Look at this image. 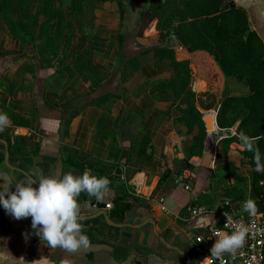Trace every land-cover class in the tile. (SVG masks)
<instances>
[{
    "label": "crops",
    "instance_id": "1",
    "mask_svg": "<svg viewBox=\"0 0 264 264\" xmlns=\"http://www.w3.org/2000/svg\"><path fill=\"white\" fill-rule=\"evenodd\" d=\"M118 1L89 4L82 21L75 17L69 23L72 41L50 47L55 28L48 17L41 15L36 26L31 21L44 0H8L5 12L0 0V113L9 121L0 131V182L78 174L82 164L105 173L110 189L102 200L78 202L89 246L76 252L48 247L32 229L31 217L16 220L0 207V264H33L41 257L52 264H209L195 245L220 226L222 199L233 188L234 195H243L231 197L239 204L256 198L243 145L224 136L236 126L222 129L217 123L222 94L217 79L199 74L188 49L174 39L161 52L167 41L155 21L142 35L137 25L124 28ZM231 1L245 9L264 44V0ZM11 23L35 30L34 40L23 42ZM123 31L128 35L120 50L117 37ZM92 46L91 65L82 69V52ZM172 58L190 61L188 92L180 98L159 87L175 74ZM226 82L231 96L250 92L234 76ZM188 103L195 104L206 127L202 155L191 154L198 125L189 128L181 119ZM13 114L21 117L18 125ZM17 135L25 137L24 144L16 142ZM145 137L149 160L140 151ZM128 144L122 181L133 187V205L124 218L109 217L113 176Z\"/></svg>",
    "mask_w": 264,
    "mask_h": 264
},
{
    "label": "trees",
    "instance_id": "2",
    "mask_svg": "<svg viewBox=\"0 0 264 264\" xmlns=\"http://www.w3.org/2000/svg\"><path fill=\"white\" fill-rule=\"evenodd\" d=\"M8 0H1L2 10L6 11ZM112 0H44L38 3V12L31 19L34 26L37 25L41 15L48 17L55 31L50 32L47 45L61 47V40L71 42L74 38L69 26L70 21L76 17L82 21L85 18L86 8L93 2H108ZM136 0H119L118 7L121 21L127 20V7ZM145 7L139 13L137 23V34L142 35L143 30L156 21V29L160 37L167 41V48L161 52L168 51L170 41L174 39L177 44L186 47L191 54V60L196 63L198 73L213 76L217 79L222 94L220 97V109L217 115V123L222 129H230L234 126L237 136L228 135V142L238 141L237 137L241 131L251 137L254 147L264 153V44L258 34L251 28L245 9L236 6L231 0H140ZM12 31H16L19 38L24 42L34 40L35 30L24 31L11 23ZM124 27V25L122 24ZM15 28V29H14ZM127 32H121L117 39L120 50L123 47ZM91 38L84 35L83 39ZM95 38H92L94 40ZM59 41L58 45L55 43ZM67 45V44H66ZM70 45V44H69ZM95 45V44H94ZM68 47V45H67ZM82 52V69H88L90 64L91 49ZM56 54V52L54 53ZM88 57V58H87ZM175 74L171 80L162 83L159 87L171 89L174 96L180 98L188 92L191 80L190 61H177L171 59ZM97 72L95 69L91 70ZM234 76L249 88L248 95L231 96L229 94L226 77ZM244 110L247 113L240 119ZM21 117L13 114L14 124L18 125ZM133 116L128 115L127 120L132 121ZM181 119L186 121L189 128L198 125L199 133L194 139L191 147L192 155H202L206 127L200 112L195 104L188 103L186 109L182 110ZM240 119V122H238ZM120 126H124L123 119ZM68 122V121H67ZM25 124V123H24ZM16 142L24 144L25 137L17 135ZM149 139L143 138L140 151L145 160L151 159L146 154ZM143 152V153H142ZM244 155L253 170L252 192L255 209L264 215V173L254 171L253 153L246 151ZM189 168L191 165L186 163ZM77 168L81 173L90 169V173L98 177L106 178V174L92 166L79 164ZM165 178L171 174L167 170ZM107 179V178H106ZM115 198L109 212V217L124 218L131 209L133 187L125 181L113 182ZM234 188L227 194L228 197H243L234 195ZM233 194V195H232ZM90 196L81 192L77 202L87 200Z\"/></svg>",
    "mask_w": 264,
    "mask_h": 264
},
{
    "label": "clouds",
    "instance_id": "3",
    "mask_svg": "<svg viewBox=\"0 0 264 264\" xmlns=\"http://www.w3.org/2000/svg\"><path fill=\"white\" fill-rule=\"evenodd\" d=\"M8 117L0 113V131L8 125ZM246 151L253 153L254 171L264 173V153L254 147L255 141L241 131L237 137ZM0 182V207L12 218L31 217V227L41 241L52 249L76 252L88 247V238L82 232L80 205L77 197L86 192L96 200H102L108 188V179L98 177L84 170L82 173L41 175L38 179L26 178L22 181ZM227 203V201H225ZM243 210L249 215L255 211L254 202L246 199ZM226 221L228 220L225 213ZM248 228L241 225L233 227L228 234L217 237L210 249L211 257L220 259L226 253L235 254L243 247ZM27 239V236H25ZM33 264H52L47 257H41Z\"/></svg>",
    "mask_w": 264,
    "mask_h": 264
},
{
    "label": "built area",
    "instance_id": "4",
    "mask_svg": "<svg viewBox=\"0 0 264 264\" xmlns=\"http://www.w3.org/2000/svg\"><path fill=\"white\" fill-rule=\"evenodd\" d=\"M227 134L235 135V129H230ZM188 188V187H187ZM227 201V203H225ZM112 208L111 204L106 206ZM201 212V209H191L192 215H197ZM219 224L210 229L209 236L207 238L198 237L196 240L195 251L198 254H205L206 260L209 264H264V215L254 211L249 215L243 210V204L235 202L230 197H224L221 202L219 210ZM225 213H227L228 220L226 221ZM236 225L245 226L248 228L246 234L245 243L243 247L236 250L235 254H230L225 258L222 256L220 259L211 257L210 249L215 243L217 237L212 233H217L220 236L226 235Z\"/></svg>",
    "mask_w": 264,
    "mask_h": 264
},
{
    "label": "rangeland",
    "instance_id": "5",
    "mask_svg": "<svg viewBox=\"0 0 264 264\" xmlns=\"http://www.w3.org/2000/svg\"><path fill=\"white\" fill-rule=\"evenodd\" d=\"M145 5L140 0H136L134 3L129 5L127 7L128 13H127V20L122 23L124 25V28L126 27H133L134 25H137L139 20V13L142 9H144ZM156 22V21H155Z\"/></svg>",
    "mask_w": 264,
    "mask_h": 264
},
{
    "label": "water",
    "instance_id": "6",
    "mask_svg": "<svg viewBox=\"0 0 264 264\" xmlns=\"http://www.w3.org/2000/svg\"><path fill=\"white\" fill-rule=\"evenodd\" d=\"M213 119V116H208V123L210 124L211 123V120ZM128 146L129 144L127 145L126 149L122 152L121 154V158L119 160V163L121 166H119L116 171H115V175L113 176L114 180H117V181H121L122 180V166L126 165L127 163V158H128ZM206 160L209 158L208 155H206ZM230 256V253H226L225 254V258L229 257ZM238 264H242V263H238Z\"/></svg>",
    "mask_w": 264,
    "mask_h": 264
}]
</instances>
